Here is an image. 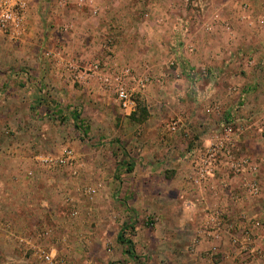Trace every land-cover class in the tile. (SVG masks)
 <instances>
[{"label": "rangeland", "instance_id": "obj_1", "mask_svg": "<svg viewBox=\"0 0 264 264\" xmlns=\"http://www.w3.org/2000/svg\"><path fill=\"white\" fill-rule=\"evenodd\" d=\"M34 2L24 27L0 36V264H47L39 250L55 264H264V11L244 2L229 17L224 0H162L166 11L152 12L146 1L115 38L64 47L40 11L31 23ZM66 25L56 33H73ZM95 63L110 81L124 69L149 80L129 85L134 113L89 77ZM227 137L257 174L224 164L196 185L199 153ZM21 147L27 155L6 153ZM67 148L76 175L35 161Z\"/></svg>", "mask_w": 264, "mask_h": 264}, {"label": "built area", "instance_id": "obj_2", "mask_svg": "<svg viewBox=\"0 0 264 264\" xmlns=\"http://www.w3.org/2000/svg\"><path fill=\"white\" fill-rule=\"evenodd\" d=\"M31 0H0V36L6 34H16L24 27L26 17L30 8ZM82 5H93V1L80 0ZM93 8V6H92ZM94 9V8H93ZM94 14L97 11L93 10ZM100 69L99 63H95L89 67V73L92 78H101L106 86L112 87L117 94L118 101L121 107L128 114L135 112L136 104L133 101L132 91L129 88L130 83L138 82L140 89H145L149 84V80H139L132 74L130 69L122 71L116 70L113 73L112 81L105 76L103 69ZM102 73V74H101ZM173 130H176L173 128ZM37 165L41 168L51 171L71 170L74 175L77 174V155L73 149H65L58 156H39L35 158ZM228 165V172L234 176L257 174L259 167L247 156H238L234 145V140L227 139L217 142L204 151H201L197 157V172L194 177V183L198 186L205 185L206 182L213 177L217 171ZM258 184L253 182L251 188L257 192ZM252 190V191H253ZM258 226V224H256ZM246 239L249 240L250 234L246 233ZM247 240V241H248ZM237 243V242H235ZM40 257L47 264H55V257L41 251Z\"/></svg>", "mask_w": 264, "mask_h": 264}, {"label": "crops", "instance_id": "obj_3", "mask_svg": "<svg viewBox=\"0 0 264 264\" xmlns=\"http://www.w3.org/2000/svg\"><path fill=\"white\" fill-rule=\"evenodd\" d=\"M64 1L66 3L63 4ZM79 1L80 0H35V2L33 3V8H32L33 11L29 19L31 23L35 21V19H37V13L40 11L41 14L45 15L46 22L47 23L50 22L48 29H51V33L48 35V38H51L50 35H53L52 37L55 39H58L61 42V44L65 47V43L69 42L70 40L73 41L76 36L81 39L88 40L87 43L90 42L93 45H95L96 42H101L104 39L111 40L112 38H115L117 35L116 33H118V31L115 30L114 33L111 32L112 27H115V29L117 27L119 28L132 27L133 26L132 22L135 17V15H133L132 13L139 11L142 8V5L145 8L147 5V8L149 9V11H152V12L156 10L166 11L165 8L161 9L160 7V3L162 0H92L93 5L91 6H93V8L97 11V14H94L93 10L91 12L88 11V13H84V12L81 13L80 11L76 9L77 7H75V4L79 3ZM89 1L90 0H88V3ZM146 1H149V3L145 5ZM244 2H246L250 6H253L254 10L256 11H260V12L262 10L264 11V0H224V4H226L229 8L228 16L230 17L231 15L230 13L235 10L234 5L236 6L239 3H244ZM46 6H48V9L45 12L44 8ZM219 7H222V5ZM231 7H233L232 10H231ZM116 13L117 15H115ZM114 18L117 19L118 22L117 21L112 22ZM137 20H138V17L136 18V21ZM164 22L161 20H154L153 22L150 23V25L154 27L155 29H157L160 27V24ZM66 24L70 25L71 27L70 26L69 27L74 32L71 33V31L70 32L67 31L66 34L64 35H61L59 33L57 34L56 33L57 29L61 30L63 25H66ZM66 26H64V28ZM164 26L166 27L167 23H165ZM162 27H163V24L161 25L160 28ZM113 35L115 37H113ZM159 40H162L161 36H156L154 38V42H159ZM88 49H90L89 55L91 57L95 56L96 54L94 51L95 48H92V46H89ZM65 60H69V59L67 58ZM36 90H37L36 93L38 96V99H36V103L38 105H43L44 102L42 99L43 97H42L41 88L36 89ZM49 107L55 108L57 112L61 110L60 107H55V105L53 104H51ZM49 112L50 114L54 113L53 109H50ZM46 118H50V117H47L44 115L43 116L42 115H31L29 119L32 122H41L42 120ZM24 150L25 149L21 147L20 150L15 149L13 151H6V153L12 152V153H16V155H18V153H21L22 155H27L25 154L26 152ZM23 184L24 183H22V185H17L16 183L15 185L20 190H23L22 189L24 186ZM27 195H28L27 197L25 195L19 196L18 202L23 206H25L28 202L33 201V193L28 192Z\"/></svg>", "mask_w": 264, "mask_h": 264}, {"label": "trees", "instance_id": "obj_4", "mask_svg": "<svg viewBox=\"0 0 264 264\" xmlns=\"http://www.w3.org/2000/svg\"><path fill=\"white\" fill-rule=\"evenodd\" d=\"M78 118H79V115H76V119H78ZM121 239H122V237L120 236V237H119L120 242H121L124 246H126L127 248L133 250V244H132L131 242H127V241H126V242H124V241L122 242ZM129 249H128V250H129Z\"/></svg>", "mask_w": 264, "mask_h": 264}]
</instances>
